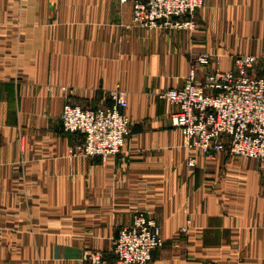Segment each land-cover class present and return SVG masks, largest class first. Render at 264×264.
<instances>
[{"label":"crops","instance_id":"obj_1","mask_svg":"<svg viewBox=\"0 0 264 264\" xmlns=\"http://www.w3.org/2000/svg\"><path fill=\"white\" fill-rule=\"evenodd\" d=\"M203 53L264 69V0H205L193 30L135 26L121 0H0V264H86L90 249L113 260L137 212L163 233L149 264H264V162L189 148L160 97ZM117 87L123 151L77 154L65 104H108Z\"/></svg>","mask_w":264,"mask_h":264},{"label":"built area","instance_id":"obj_2","mask_svg":"<svg viewBox=\"0 0 264 264\" xmlns=\"http://www.w3.org/2000/svg\"><path fill=\"white\" fill-rule=\"evenodd\" d=\"M133 8V23L149 29H194L196 13L205 0H121ZM209 53L192 61L182 87L163 91L160 97L175 107L173 125L183 131L187 145L208 155L225 152L264 162V69L260 57L240 55L234 67L220 68ZM204 68V78L198 74ZM212 67V68H211ZM66 90V88H64ZM108 104L83 107L68 99L62 114L66 132L81 134L77 154L107 160L120 154L131 133L126 110L128 93L121 87L109 92ZM190 166L196 165L194 158ZM188 228H184L187 232ZM164 245L158 222L137 212L130 225L122 227L114 240L113 260L100 250L86 253L87 264H149Z\"/></svg>","mask_w":264,"mask_h":264},{"label":"rangeland","instance_id":"obj_3","mask_svg":"<svg viewBox=\"0 0 264 264\" xmlns=\"http://www.w3.org/2000/svg\"><path fill=\"white\" fill-rule=\"evenodd\" d=\"M133 24H134V23H133ZM134 25H135V24H134ZM135 26H136V25H135ZM161 234H162V238H163L162 229H161ZM163 246H164V245H163ZM90 250H96V249H90ZM88 251H89V250H88ZM88 251H87V252H88ZM87 252H86V253H87ZM85 256H86V254H85ZM84 261H85V257H84ZM85 262H86V261H85ZM86 264H87V262H86Z\"/></svg>","mask_w":264,"mask_h":264}]
</instances>
